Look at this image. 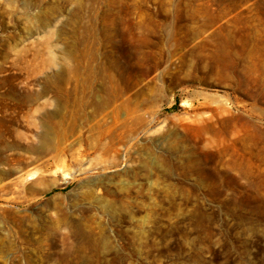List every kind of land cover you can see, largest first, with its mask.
I'll return each instance as SVG.
<instances>
[{"label":"rangeland","instance_id":"obj_1","mask_svg":"<svg viewBox=\"0 0 264 264\" xmlns=\"http://www.w3.org/2000/svg\"><path fill=\"white\" fill-rule=\"evenodd\" d=\"M261 2L0 0V264H264Z\"/></svg>","mask_w":264,"mask_h":264},{"label":"trees","instance_id":"obj_2","mask_svg":"<svg viewBox=\"0 0 264 264\" xmlns=\"http://www.w3.org/2000/svg\"><path fill=\"white\" fill-rule=\"evenodd\" d=\"M211 259V261L213 262L212 264H233L232 256L226 253L225 250L213 251Z\"/></svg>","mask_w":264,"mask_h":264},{"label":"bare ground","instance_id":"obj_3","mask_svg":"<svg viewBox=\"0 0 264 264\" xmlns=\"http://www.w3.org/2000/svg\"><path fill=\"white\" fill-rule=\"evenodd\" d=\"M261 6L263 7L264 6V3L263 2H261ZM49 137H50V133H49V131H46V132H44L43 133V135H41V138H42V143H44V144H46L47 143V141H48V139H49ZM52 137H50V139H51ZM57 141V140H56ZM59 141H62V140H59ZM61 143V142H60ZM39 172V173H38ZM37 173H38V178L40 179L41 178V174H43L44 173V171L42 170V169H37L36 171H30L29 173H28V175L29 176H31V177H35L36 175H37ZM65 175H67V174H65Z\"/></svg>","mask_w":264,"mask_h":264}]
</instances>
